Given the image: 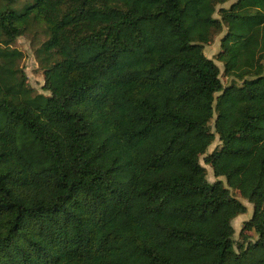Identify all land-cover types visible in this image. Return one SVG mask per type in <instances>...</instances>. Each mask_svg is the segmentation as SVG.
Here are the masks:
<instances>
[{"label": "trees", "instance_id": "1", "mask_svg": "<svg viewBox=\"0 0 264 264\" xmlns=\"http://www.w3.org/2000/svg\"><path fill=\"white\" fill-rule=\"evenodd\" d=\"M20 1L0 7V264H264V0ZM34 31L48 95L12 47Z\"/></svg>", "mask_w": 264, "mask_h": 264}, {"label": "rangeland", "instance_id": "2", "mask_svg": "<svg viewBox=\"0 0 264 264\" xmlns=\"http://www.w3.org/2000/svg\"><path fill=\"white\" fill-rule=\"evenodd\" d=\"M4 2L5 0H0V7L6 4ZM25 2H30V0H21L20 2H16L12 4V7L16 9H20L22 4H24ZM233 2H235V0H230L227 3H225L223 7L227 8ZM220 39H221V34L215 36L212 43L204 48V53L208 58L215 60V56L219 52V48H220ZM44 40H45V36L43 32L41 31L28 32L25 35L16 38V40L12 44V47L16 48L22 53V59L19 62V67L24 71L27 77L28 85L32 87L36 92L44 95H48L49 93L44 91L42 88L44 83L43 71L39 68V65L35 58V49L38 48ZM0 41H1V36H0ZM215 62L222 74V70H223L222 64L216 60ZM231 80H232L231 78L221 76V81L224 86L229 85L232 82ZM217 143L218 142L216 139L215 142L208 148L207 152L210 153ZM200 162L206 168L207 180L210 183L214 182L216 179L213 177L211 168L203 164L202 157ZM220 179L223 180V178ZM233 196L237 197V199L241 203H243L247 209L246 214L237 216L234 220H232V226L234 228L233 237L234 240L238 242L240 241V233L242 231V226L245 221L251 218L253 207L246 200L237 196L236 193H233ZM248 236L250 238V241H253L256 238L253 233H248Z\"/></svg>", "mask_w": 264, "mask_h": 264}]
</instances>
